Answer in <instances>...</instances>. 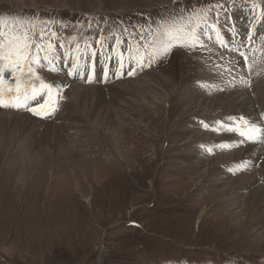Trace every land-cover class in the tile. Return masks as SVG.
Returning <instances> with one entry per match:
<instances>
[{"label":"rangeland","instance_id":"374dc122","mask_svg":"<svg viewBox=\"0 0 264 264\" xmlns=\"http://www.w3.org/2000/svg\"><path fill=\"white\" fill-rule=\"evenodd\" d=\"M174 1L0 0L2 16L14 17L19 14L20 18L34 17L40 21L34 31L43 34L44 44H53V53L62 52L64 46L68 48L78 41L80 43L73 45V51L81 49L82 52L78 53L81 57L84 56L82 64L76 67L77 70L72 75L67 74L62 66L49 73L45 69L47 66L38 69L43 79L62 90L65 99H60L61 93L59 97L54 95V99L61 102L57 103L53 113L41 117L32 114L31 117L41 121L46 119L51 123L61 115L65 100H75L68 95L71 94V84L62 85L52 79L58 74L59 78L62 74L65 76L62 80L69 79L67 82L76 81L87 86H111L120 80L138 77L137 82L144 78L146 80V77H140L133 70L131 72L134 74L129 75L130 67L133 68L134 64L136 71L145 67H138L135 62L136 54H139L136 48L145 56V62L147 60L146 50L140 47V36L141 33L147 34L149 28L153 29L152 24L156 22L155 17L147 18L146 13H152L161 19L189 16L188 12L184 13L183 6L174 4ZM191 1L187 5L188 10L193 6H202L201 10L210 5L222 7L212 8L206 16L201 10L197 12L201 13L198 16L202 25L199 33L205 41L204 43L201 39L202 47L199 44L191 49L174 47L165 58L155 60L164 62L162 66L153 67V70L144 68L143 75L148 71L167 80L168 93L159 87L153 88V93L150 92L162 97V101L169 94L166 106L163 102L155 101L150 93H139L142 96L140 99L130 94L122 96L121 92L116 91L112 94L106 88L104 106L113 112H121L127 121H121L118 131L114 132L109 128L101 136L90 128L91 120L94 123L95 119L88 113L86 106L81 107L75 102L74 109L71 110L74 117L68 119L66 113L64 118L56 120L54 124H58L57 128L66 146L77 151L80 168L77 167L79 164L75 168L62 159L58 163L52 155L42 161L38 160V166L40 163L42 166L37 170L34 183L24 193L25 199L20 210L8 208L11 204L6 200L5 190L8 187L7 190L11 189L14 193L17 187L20 188L15 185V171L10 163L14 143L0 153V264H264V227L257 217L247 222L248 215L242 210L249 191L242 190L234 195L233 200L224 197L225 190L230 187L231 181L237 179V175L240 177V174L254 173L262 166L264 142L244 139L239 135V120L235 121V118L228 117L227 114L221 116L222 110L218 111L220 106H210L211 100L217 98L214 91L218 87H212L213 81H205L201 76L203 65L207 66L209 61L218 60L215 59L212 48L210 49L211 41L205 38L206 35H215L219 39L223 36V29L219 25L223 23L224 26V23L230 22L233 25L230 9L248 8L255 3L251 0ZM75 19L84 21L83 27L87 24L91 30L87 29L88 34L85 30L82 38L73 36L67 39L69 34L74 33L71 28ZM102 23L104 27L108 24L112 28L109 31L107 29L106 34L100 37L97 32ZM50 26L54 30H50ZM159 26L160 24L156 28ZM228 27L229 25L225 28ZM129 36L133 43V51L130 53L132 63H128L122 54L124 49H129L126 46ZM131 39L129 37V41ZM85 42L93 44V48L85 47L83 50L82 44ZM228 47L230 46L226 42L219 43L217 49L225 52ZM263 50L264 45L257 51L262 53ZM60 52L53 54L54 64L60 60ZM43 53L41 52V56ZM94 56L97 62L94 78L90 83H85L83 73H86L87 63L89 67ZM107 57L111 60L108 64L110 73L107 82L102 84L99 83V75ZM119 59L130 67H121V74L115 80L113 75L119 68ZM61 60L63 65L64 59ZM69 65L70 68L76 66ZM246 68L249 69V66ZM237 69L243 73L246 71L244 66ZM251 73L252 71L248 72ZM5 76L8 74L5 73ZM245 78L248 79L247 74ZM260 80H264L263 75ZM245 85L248 87V83ZM196 86L211 87L213 95L202 94L200 99L191 96L181 106V92ZM259 107L256 120L245 114L239 117L257 126H264V104ZM204 109L206 114L202 118L198 113ZM3 110L11 112L12 108ZM13 111L19 112L15 109ZM188 111L190 114L184 116ZM86 113L89 115L85 116ZM234 121L235 126L232 125ZM167 125L174 127L169 134L166 132ZM229 125L243 141L244 149L248 144L257 143L262 150L255 165L249 167L243 161L237 166L240 171L236 170L235 174H231L230 180L221 175L225 179L221 183L215 180L214 175L209 174L207 164L217 155L227 157L238 149L231 144L222 149L216 147L215 141L222 135L220 129ZM4 130V126L0 128V134ZM199 132L203 135H196ZM43 135V130L40 129L37 140H41ZM193 149L201 153L200 157L205 155L204 162L196 170L186 172L190 163H185L183 158ZM207 177L212 182L206 181ZM263 177L260 176V183L264 185ZM212 183L217 185L210 186ZM16 194L20 200L22 193ZM87 198L91 199L90 202H87ZM232 203H237V206Z\"/></svg>","mask_w":264,"mask_h":264},{"label":"bare ground","instance_id":"6f19581e","mask_svg":"<svg viewBox=\"0 0 264 264\" xmlns=\"http://www.w3.org/2000/svg\"><path fill=\"white\" fill-rule=\"evenodd\" d=\"M252 3H255V4L253 5L250 4L251 6H249L248 8L242 9L240 7L239 9H237L236 7V8L230 9L229 13L231 14L233 18L232 19L233 25L231 24V22L230 24L224 23V26H223V23L219 25L221 29H223L222 30L223 32L222 42L223 43L226 42V44L228 43V45L230 46L229 49L227 50L225 48H221L223 50L225 49V52H221L217 49L219 46V42H218L219 39L211 40L208 36H206V38L211 41L210 49L212 48V51H214L215 59H218V60L209 61L207 63L208 64L207 66L203 65L202 67L201 76L205 79V81H210V82L213 81L212 87H218V89H215L214 91L215 92L214 94H216L217 98L216 99L213 98V100H211L210 106L213 108H216V106H220V108L218 109V111L222 110V112H220V115L224 116L227 114L228 117L235 118V121H236V117H239L241 114H245L246 116H250L253 120H256L257 115H258L257 109L259 106L261 107L264 104V80H260V77L262 75L264 76V52L259 53L257 51L259 47L251 51V54L249 55L250 56L249 65H248L249 69H247L245 65L243 64L241 57H238V55H241L242 53L241 50L247 47L246 46L247 35L245 33L247 29L246 26L248 25L250 26V24H253L254 26H256L258 23L259 17H260V8L258 4L253 1ZM228 25L229 27L225 28ZM210 37H212L211 34H210ZM77 42L78 41H75L74 44ZM92 46L93 44L85 42L82 44V47H83L82 49L84 50L85 47L88 48ZM96 46L99 47V44L97 42H96ZM78 51L82 52L81 49H79ZM71 52H74V51L71 50ZM125 52L126 50H124V52L122 53H125ZM136 58L138 59V54H136ZM125 59L128 63L131 62L129 53L125 55ZM69 64H68L69 66L75 65V64L73 65L72 62H70ZM135 65L136 64H134L133 66ZM241 66H244V68L246 69L244 73L242 71L240 72V69H237ZM254 67L256 69H252ZM144 68L139 69L136 74L140 75V77L142 78L146 77L147 78L146 80H144L145 79L144 78V79H141L140 82H137V80H139V77L130 79V80H120L118 83L111 85V86L104 85L105 87L102 86L101 84L87 86L84 83L81 84L76 81L75 82L73 81V83H70V82H67L69 79L62 80V78L63 79L65 78L63 74L60 78H59L60 76L59 74L55 77H52V79H55V81L61 83L62 85H65L68 83L71 84V88H69L71 89V94H68V93L67 94L75 98V100H72L70 98L71 99L70 102L65 100L64 110L62 111L59 118L56 120L60 121L62 118H64L66 113H67L68 119L70 117L71 118L74 117V113L71 110L74 109L75 104L78 102L79 106L81 105L86 106L85 108L87 109L88 113L92 115L93 119H95L94 123H93V120H91L92 124L89 125L90 128L94 130L95 133H99L100 135L105 134L106 130L109 131V128L111 131H114V132L118 131V128L121 125V121L126 122L127 120H125L126 118L121 115V112H113L111 109L104 106V95H105L104 90L106 88H108V90H110L112 94L114 91H116V93L121 92L122 96L123 94L125 95L130 94L140 99H142L141 98L142 96L140 97L139 93L141 94L142 92H146V93L152 92L153 93L154 91L153 88H157V87L162 88L163 90H165V92L168 93L167 88L169 87V84L167 80L166 79L163 80L157 77L155 73L154 74L151 72L148 73V71H146L147 74L143 75ZM57 69L58 67L56 65V70ZM75 69H76V66L70 68V71H73ZM249 71L250 72L252 71V73L248 74ZM47 72L49 73L51 71L49 70ZM72 74L73 73H71L70 75ZM232 74L236 76H233ZM246 74L248 75V79L245 78ZM247 80H248V87L244 83H242V81H247ZM192 91L194 93H192ZM68 92H70V90ZM202 94L203 95H208V94L213 95V89L211 87L201 88L197 86L194 88L191 87L190 89H184L183 92H181V106L183 105V101L189 100L191 96H193V98L200 99V97H202L201 96ZM43 97L41 99H43ZM152 97L155 101L163 102L164 105L166 106L165 103H167L169 94L167 95L168 98L164 99V101H162L163 100L162 97H157L156 95H152ZM132 101L133 100H131V102ZM142 104H145V102ZM151 108L155 109V107H151ZM4 109H11V108H4ZM199 109H201V107ZM16 111H19V112L16 113L13 111V109L11 112H8V111L5 112L3 108H0V128H2L3 126L5 127L4 132L0 134V153L5 151L6 148H8L10 145L14 143L13 151H11L12 157L10 159V163L13 164L12 167L14 168V171H15V176H14V179H16L15 185L20 186V188L17 187L15 191L20 194L22 193V196L19 200L16 192L13 193V191L9 188L11 191L10 192L9 190H7L8 187H5V190L7 193L6 200H8L9 203L11 204L8 206L10 210H20V208L23 207L22 206L23 199H25L23 195L24 193H26L27 190H29L28 186H31L34 183L36 179L37 170L39 166H42V163H40V165L38 166V163H39L38 160L42 161L45 158L49 157V155H52L57 162L58 160L62 159L65 162L68 161V164L75 168H76V165L79 164L77 167L80 168L79 158L76 157L77 151L69 148V146L68 147L66 146L65 142L63 141L64 138H62L63 136H61L60 134L61 132H59V129L57 128L58 124L57 125L54 124L56 120L55 121L52 120V122L49 123V121L48 120L46 121V119L44 121H41L34 117H31L33 113L30 111H26V110L24 112L22 110H16ZM205 112H206L205 109L201 112L199 111L198 115L203 118L205 117L204 116L206 114ZM82 113L84 114V112ZM88 113H86L85 116H87ZM189 114L190 112L188 111L187 113L184 114V116H187ZM103 116H105V118H103ZM94 117H98V118H94ZM102 120H105V121L101 122ZM223 120L224 118L222 119V121ZM235 121L234 123H232V125L234 126H235ZM107 125H109V127ZM173 128L172 126L167 125L166 132L168 134L171 133ZM40 129L43 130L44 135L41 137V140L39 139L37 140L36 136ZM220 132L222 134L221 137L217 138L216 141L214 140L216 142L217 148L222 149L226 146H229L230 144L238 147V149L234 150V152H232L230 156H227L228 158L225 155L224 156L217 155L208 161L207 171L209 172V174L211 176L214 175L215 180L223 183L225 179L222 178L221 175L227 176L228 177L227 180H230L232 178L231 174H235L237 171H240L237 168V166L241 165L243 161H246L249 167H251L250 165H255L259 157H261L260 150L262 149L259 147V145H257V143H253V145L248 144L246 149H244L243 141L237 137L236 133H234L230 125L228 127H222L220 129ZM196 135H203V133L199 132V133H196ZM10 139H12V142L10 141ZM200 139L201 138H198V140ZM22 141L24 142L23 144L21 143ZM39 146H41L40 147L41 150H39L38 148ZM190 150H192V148H190ZM167 152L168 151H166V153ZM199 154H201L199 153V151L194 150V151L189 152L183 158L185 163H190V165L185 170L186 172H192L203 164L204 162L203 159L205 158L204 157L205 155L203 156L201 155L200 157ZM229 161H231V163ZM40 170H41V167H40ZM224 171H227L225 172L226 174L224 173ZM260 176H264V162L262 163V166L258 168V170L255 171L254 173L247 172L244 174H240V177L237 175L236 177L237 179L235 181H231V184H229L230 187L227 190H225L226 194L224 195V197H226V199L230 198L229 200H233L235 198L234 195L239 194L242 190L249 191L248 196L245 201L246 204L244 205L243 208L242 207L241 208L243 211H245V215H248V217L246 218L247 222L249 221V219H255L257 217L259 218L258 220L259 222H261L262 227H264V223H263L264 221V185L260 183L261 182ZM210 177H207L205 180L212 182V179ZM70 182L73 183L72 180ZM216 185L217 184L214 185L212 183L210 186H216ZM90 200H91L90 198L89 199L87 198V202H90ZM17 201H19V204L17 203ZM232 204L237 206V203H232Z\"/></svg>","mask_w":264,"mask_h":264},{"label":"snow or ice","instance_id":"6c2138e0","mask_svg":"<svg viewBox=\"0 0 264 264\" xmlns=\"http://www.w3.org/2000/svg\"><path fill=\"white\" fill-rule=\"evenodd\" d=\"M215 7L222 6L210 5L201 13L206 16ZM201 13L180 16L170 22L163 21L157 29L149 28L147 34L141 33L140 47L146 50L147 63L144 62L145 56L138 54L137 66H148L157 59L165 58L177 46L191 49L199 44L202 47L199 34L202 25L193 23V17ZM38 23L41 22L34 17L0 16V108L26 110L35 115H49L56 110L54 95L59 97L62 90L55 88L38 73V69L46 65L49 70H54L52 65L55 58L48 54L54 46L50 42L44 44L43 34L34 31ZM41 52H44L43 56ZM241 55L247 61L248 57L244 53ZM5 73L9 75L5 76ZM45 94L47 100H41ZM236 120L240 121L237 127L241 137L248 141L264 142V126L252 124L243 117Z\"/></svg>","mask_w":264,"mask_h":264},{"label":"built area","instance_id":"2783aa9c","mask_svg":"<svg viewBox=\"0 0 264 264\" xmlns=\"http://www.w3.org/2000/svg\"><path fill=\"white\" fill-rule=\"evenodd\" d=\"M253 2H256L260 8V10L264 9V0H260L259 2H257L258 0H251ZM255 41L258 42V45L259 47L263 46L264 45V37L260 34H258L256 37H255Z\"/></svg>","mask_w":264,"mask_h":264}]
</instances>
